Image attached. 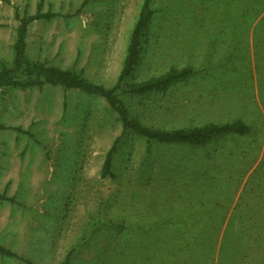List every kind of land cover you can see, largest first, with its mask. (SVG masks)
<instances>
[{
  "label": "rangeland",
  "instance_id": "obj_1",
  "mask_svg": "<svg viewBox=\"0 0 264 264\" xmlns=\"http://www.w3.org/2000/svg\"><path fill=\"white\" fill-rule=\"evenodd\" d=\"M142 2L44 0L55 15L30 23L27 58L111 87ZM150 7L126 81L191 72L118 90L129 116L157 129L238 119L249 130L163 143L123 131L97 94L49 83L0 90V245L14 253L0 252V264H264V0Z\"/></svg>",
  "mask_w": 264,
  "mask_h": 264
},
{
  "label": "trees",
  "instance_id": "obj_2",
  "mask_svg": "<svg viewBox=\"0 0 264 264\" xmlns=\"http://www.w3.org/2000/svg\"><path fill=\"white\" fill-rule=\"evenodd\" d=\"M43 2L44 0L37 1L34 13H24L20 15L18 9H15V17L18 20V25L16 27V36L12 47L13 59L10 64H6L4 61L0 60V90L35 87L49 83L52 85H61L66 89L75 88L91 94H97L103 97L115 112L123 131H132L139 136L161 141L163 143L184 142L203 145L217 135L226 133L243 134L249 130V126L238 119L233 122L206 123L172 129H157L144 126L136 119L129 116L123 101L117 95L118 90L124 89L129 93H143L164 87L173 81L186 77L191 72L190 67H183L181 69H171L159 76L151 77L146 80L134 82L126 81L139 58L140 38L152 14L150 0H143L141 4L138 17L129 35L122 67L116 82L111 87H105L104 85L92 82L80 72L73 69L49 65L46 61H29L26 55L29 23L36 19H47L55 15V12L52 11H42L41 7ZM4 127L5 126L0 123V128ZM115 144L116 141H114L105 154L101 168V175L104 177L112 176L113 174L111 166ZM0 198L5 197L3 194H0ZM0 252L14 254L3 245H0Z\"/></svg>",
  "mask_w": 264,
  "mask_h": 264
},
{
  "label": "crops",
  "instance_id": "obj_3",
  "mask_svg": "<svg viewBox=\"0 0 264 264\" xmlns=\"http://www.w3.org/2000/svg\"><path fill=\"white\" fill-rule=\"evenodd\" d=\"M32 1V5L36 6L37 0H0V42L6 41L7 34H14L16 36V27L18 25V20L15 17V9H18L20 15L23 14L19 9L31 7L30 2ZM23 9V10H24ZM34 21V20H33ZM31 23V22H30ZM29 23V25H30ZM28 25V29H29ZM28 35V32H27ZM15 40V38H14Z\"/></svg>",
  "mask_w": 264,
  "mask_h": 264
}]
</instances>
